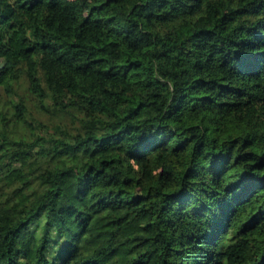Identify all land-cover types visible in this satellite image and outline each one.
Here are the masks:
<instances>
[{"label": "trees", "instance_id": "1", "mask_svg": "<svg viewBox=\"0 0 264 264\" xmlns=\"http://www.w3.org/2000/svg\"><path fill=\"white\" fill-rule=\"evenodd\" d=\"M74 6L0 0V264H264V0Z\"/></svg>", "mask_w": 264, "mask_h": 264}, {"label": "rangeland", "instance_id": "2", "mask_svg": "<svg viewBox=\"0 0 264 264\" xmlns=\"http://www.w3.org/2000/svg\"><path fill=\"white\" fill-rule=\"evenodd\" d=\"M74 9L77 11L76 17L81 16L84 13L85 7L89 5L90 0H73ZM71 28H67L66 26H61V29L64 33V37L73 40L78 36H81L84 33H91L90 27H88L83 22L78 23V18H75L70 23Z\"/></svg>", "mask_w": 264, "mask_h": 264}]
</instances>
